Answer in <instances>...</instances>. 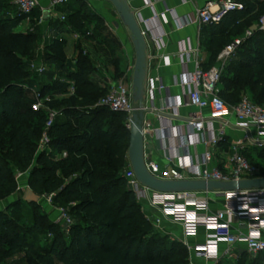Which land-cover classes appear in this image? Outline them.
Returning a JSON list of instances; mask_svg holds the SVG:
<instances>
[{"label":"trees","instance_id":"16d2710c","mask_svg":"<svg viewBox=\"0 0 264 264\" xmlns=\"http://www.w3.org/2000/svg\"><path fill=\"white\" fill-rule=\"evenodd\" d=\"M236 1L244 5L242 10L210 25L212 61L235 38L253 30L223 73L220 93L228 103L230 97L238 102L240 93L247 87L254 89L258 80L264 82V45L258 49L264 39L259 29L264 0ZM13 2L0 0V200L18 192L17 172L28 173L29 188L40 196L54 194L53 203L68 208L74 223L66 234L48 213H41L40 204L17 200L0 211V264L21 253L27 264H188V248L155 229L128 186L124 176L130 144L126 115L97 105L108 86L94 82L96 67L80 50L77 67L69 69L64 37L47 40L43 54L44 62L56 65L49 75L57 71L60 76L52 88L64 95L47 101L46 106L61 115L47 129V109H33L36 73L30 70V63L36 59L39 27L19 29L26 19L18 15ZM79 4L77 10L64 14L66 19L57 18L53 25L86 36L92 31L88 27L92 13L82 11ZM36 11L28 21L32 26ZM103 32L100 29L95 36L108 42ZM116 47H111L112 55ZM112 62L118 78L122 75L120 58L115 56ZM63 79L74 81V93L68 82L60 83ZM49 89L51 86L42 85L40 92L44 95ZM261 98L264 100V85ZM45 132L49 148L40 150ZM23 203L31 208L26 217ZM245 255L241 253L239 264H264L262 257L248 262Z\"/></svg>","mask_w":264,"mask_h":264},{"label":"built area","instance_id":"2783aa9c","mask_svg":"<svg viewBox=\"0 0 264 264\" xmlns=\"http://www.w3.org/2000/svg\"><path fill=\"white\" fill-rule=\"evenodd\" d=\"M192 1L183 0V3L187 4ZM68 2L69 0H49V8L47 9L52 14L55 8ZM127 2L130 5L129 0ZM156 3L157 0H152L149 2V6L156 9ZM14 4L18 15L24 16L27 21L30 20L32 13L42 6L41 0H14ZM243 8L244 5L236 0L209 1L198 9L191 19H184L182 27L190 23L200 25L219 24L230 12L242 10ZM47 9L42 7V13H45ZM134 13L144 37H151V39H147V43L150 41L155 47H160L166 34L153 32L148 20L142 16L141 12L134 11ZM155 16L158 17L159 13L155 12ZM43 18L45 17L42 15ZM60 18L64 20L66 16L63 14ZM259 29L264 32V15L260 19ZM91 33L92 31H87L86 36H90ZM252 33V29L247 30L244 38L237 39L227 45L219 54L217 64L208 69L203 68L200 64V49L198 47L185 45L179 53L182 63H186L190 58H193L196 63L194 72L186 74L182 83L188 87L185 105L197 109L196 112H190L185 116V124L191 134L190 138L182 140L180 146L187 148L188 151L200 143L210 144L212 147L217 148L224 139V128L232 127L244 132L241 139L234 144L232 156L226 161L223 168L212 165L215 159L214 150L205 151L196 160L181 163H177L172 156H167L168 162L176 165L173 169L170 168L169 164L166 166L161 165L145 155L146 167L152 175L164 180L197 179L206 181H241L262 177L263 169L257 163L249 160L245 154V148L247 144L252 147H264V105L257 104L248 97H243L235 105H230L220 93V83L226 66L234 58L238 46ZM76 36L81 37L80 34ZM152 58L153 54L148 45V64ZM30 70L42 75L47 69L44 63L34 60L30 63ZM134 71L135 64L131 65L123 76L110 78L107 93L97 103V105L104 106L111 111L124 113L127 117L129 131H131V122L134 115L140 111H146L145 105L139 107L133 99ZM68 83L70 84L71 93H74V81H68ZM157 89L169 93L167 86L159 84L157 88L152 82L149 92L153 97H155ZM33 93L36 99L33 109L39 111L46 108L48 111L46 122V128L48 129L60 115V112L46 106V102L52 98L45 97L40 91H33ZM183 106L184 104L180 101H167L163 108L159 110V114L161 116L165 115L164 111L169 109L172 110L173 117L181 118L183 116L181 114ZM206 111L209 113L206 114ZM217 123H221L222 127H217ZM150 127L151 124L146 123L144 120L143 132L145 138ZM171 137L172 134L167 130L163 139V147L166 150L171 148L169 144ZM49 141V136L45 132L40 141L39 149L49 148ZM62 155L66 156L67 153L64 152ZM25 174L28 173H16L18 182ZM124 176L129 188L142 207L150 205L158 208L165 216L180 223L186 239L196 237L200 227L206 229L204 243L191 245L188 240L183 242L189 251L188 264H219L224 258H238L242 252L236 248L239 242L246 244V251L252 258L262 257L264 259V188L226 192L157 191L144 186L140 182L129 160L124 170ZM211 193L214 197L210 196ZM44 197L49 205L58 212L55 222L62 226L66 234H69L74 223L69 209L55 205L53 203L54 194L44 195ZM217 198H220L223 204L219 209H213ZM150 220L155 229L159 231L162 223L161 218Z\"/></svg>","mask_w":264,"mask_h":264},{"label":"crops","instance_id":"0c3cea01","mask_svg":"<svg viewBox=\"0 0 264 264\" xmlns=\"http://www.w3.org/2000/svg\"><path fill=\"white\" fill-rule=\"evenodd\" d=\"M43 1L44 0H41V3H43ZM45 1L46 3H49V0ZM150 1L152 0H129L131 8L135 12H141L142 16L148 20V23L153 32L166 34L164 41L160 47H155L153 43H151L150 41L148 42L150 51L153 54V58L149 61L148 64L145 82L146 92L144 105L146 107V111L144 112V120L146 123L151 124V127L148 128V132L145 138V155L149 159L159 162L161 165L166 166L167 164H169L170 168L175 169L176 165L174 163L170 164L168 162L167 156H172L177 163H181L196 160L200 158L201 154L205 151L214 150L215 159L212 162V165L223 168L226 161L234 153V144L241 139L244 134L243 131L236 130L232 127H225L224 139L220 142V145L217 148L212 147L210 144L200 143L196 147H192L188 151L187 148L180 146L182 140L184 138H190L191 134V131L185 124V116H187L190 112H196L197 109L185 105L187 100L188 87L182 83L183 78L186 74L194 72L196 63L193 58H190L186 63H182L181 58L179 57V53L182 49H184L185 45H191L194 48L198 47L200 49L199 61L203 68L208 69L217 64V60L212 61V52L209 48L211 26L190 23L182 27V24L184 19H191L196 11L202 8L207 2H217L218 0H193L191 3L187 4L183 3V0H157L156 9H153L149 6ZM68 6L72 8V11L70 12L77 10L76 4L61 5L59 7ZM59 11H62V9L59 8ZM53 12L51 14L52 18L57 19L58 16L53 15ZM155 12L159 13L158 17L155 16ZM25 23L23 25L27 26L28 22L25 21ZM48 25L49 26H46L44 29V33L47 34V37L49 39L64 37L68 41L67 46L70 48L72 47V49H74L72 45L74 44L76 38L77 40L80 39V37L74 35L80 34L81 38L84 36L82 33L72 31L67 32L68 30L62 31L56 28L53 24ZM105 37L107 38L108 42L103 41V39L99 36H95L93 41L87 40L86 42L89 41L90 44H93V46H90L89 48V56L92 61L95 60V53H99L101 50L106 55V58L103 59L108 65L107 68L109 69V73L106 76H103L99 72V65L94 63L96 70L92 75V78L96 84L106 87L108 86V82L111 76L118 75L117 69L112 62L114 57L117 56L118 58H120L121 71H126L131 65L135 64L136 53L133 42V46L131 45L130 47L129 42H127L126 40L125 42L123 41V44L125 43L124 48L126 50L125 59L124 54L118 51V48L120 47V43L118 42V40L112 36L107 37V35H105ZM114 44L117 45V47L115 55H112L111 47L115 46ZM80 45L85 48L86 43L84 41H80ZM80 45H77V47ZM78 48L77 51H79ZM41 52H44V46L39 48L38 56L40 54H43ZM234 59H237V57H235ZM124 61L127 62L125 68H123ZM54 75L58 76L57 74ZM96 78H99L100 82H97ZM152 82L157 88L159 84L167 86L169 88L170 95L167 91H161L157 89L155 92V97H153L149 92V87L151 86ZM220 88H222V83H220ZM171 100L180 101L184 104V106L181 108V114L183 115L181 118L173 117L171 114L172 110L169 109L164 111L167 115L161 116L159 114V110L163 108L167 101ZM235 104L230 103V105ZM205 113L208 114L209 112L206 111ZM217 127H222V124L217 123ZM167 130L172 134V137L169 140L171 148L168 150L163 147V139ZM251 147L252 146L247 144L245 151L250 149ZM28 189V174H25L19 181L18 192L3 200H0V211L6 210L11 204L23 198V196L26 195ZM210 196L213 197L214 195L211 194ZM23 199L25 202L31 203L26 201L25 198ZM27 203H23L22 205L30 207ZM37 203L41 205L42 210H45L46 213H48L49 215L52 214V216L49 217L55 222L58 216V212L51 205H49V203L46 201V198L44 196H41V199ZM222 204L223 201L220 200V198H217L213 209H219ZM142 208L146 216L150 219L153 220L155 218H161L162 223L161 229L159 231L162 234L168 235L171 239L180 241L182 243L188 240L191 245L205 242L206 229L204 227L199 228L196 237L186 239L180 223H177L170 217L165 216L158 208L152 207L150 205H144V207ZM236 248H238L239 251H242L241 253H243L244 251L247 252L246 244L244 242H239L236 245ZM239 258L240 256L238 258H224L220 261L219 264H227L231 259H233V261H238ZM7 264H27L26 259L24 258V253L14 256L9 260Z\"/></svg>","mask_w":264,"mask_h":264},{"label":"rangeland","instance_id":"374dc122","mask_svg":"<svg viewBox=\"0 0 264 264\" xmlns=\"http://www.w3.org/2000/svg\"><path fill=\"white\" fill-rule=\"evenodd\" d=\"M81 3L82 4V11H88L90 13H92V22L90 24H88V27L89 29L91 28L92 31H94V36H84L80 39L75 40L74 44L72 45L74 47V49H72V47H68L67 46V58H68V64L67 66H69V69H74L77 67V64H76V56H77V53L76 52H79L77 51V45H80V41H84L86 43L85 45V48L83 46L80 45V49L78 48V50L82 51L83 52V55L85 56H89V48L90 46L92 47L93 44H90L89 41L86 42L87 40H94L95 38V35H96V32L100 29H104V32L103 34L104 35H107L108 36H112L114 38H116L118 40V42L120 43V47L118 48V51L121 52L122 54H124V57L126 59V50H125V43L123 44V41L125 42V40L127 42L130 43V47L132 45V39H131V33L129 32L128 28L123 24L116 8L114 7V5L108 1V0H79L78 3H76L74 0L72 1V4H76L77 6H79ZM71 4V5H72ZM42 7H45L46 9L49 8L48 6V3H46V1L44 0L43 3H42V6L39 7L35 13V26H32L33 24L32 23H29L28 21V25L25 26L23 25L25 23L26 20L23 21V23L21 24V26L19 27V29H22V30H27V29H33L36 27V25L39 27V45L37 47V52H36V59L35 61H38V62H42L44 63L47 71L43 74V75H34L35 76V84L34 86L32 87V91H40V88H42V85H48V86H51V89H49L45 94L44 96H48L52 99H59L61 97H63V93H59V92H56L54 88H52L54 86V84L56 82H58V77L60 76H55V75H49V72H52V71H55V64L52 63L51 61H43V54L44 52H41L43 54H40L38 56V51H39V48L43 47L44 44L47 40H49V38L47 37V34L44 33V29L46 26H49L48 24H53V22L56 20V18H52V16L50 18H43L42 19V15L44 17V13H42ZM59 8L62 9V11H59ZM48 10V9H47ZM55 11L53 12V15L55 16H58V18H60V16L62 14H67L69 13L70 11H72V8L71 7H57L54 9ZM97 13V14H96ZM98 15V16H97ZM26 24V23H25ZM96 27V28H95ZM67 32H70L69 30ZM44 33V34H43ZM246 33V31H245ZM245 33L241 36H238L237 38L235 39H240L242 37H244ZM76 36V35H74ZM89 39H88V38ZM119 39H118V38ZM244 41V40H243ZM242 41V43H243ZM127 44V43H126ZM264 45V39L263 41L260 42V44H258V49L262 50V47ZM133 46V45H132ZM132 49V48H130ZM94 51V49H93ZM133 52H134V49H133ZM105 53L102 52V50L99 52V53H95L94 55V58L95 60L93 61V63L99 65V69H100V74H102L103 76H106L108 73H109V69L107 68V63H105V60L103 58H106L105 57ZM127 62L124 61V64H123V68H125ZM124 70L122 71V75H124ZM54 74H57L58 75V72H53ZM110 76V75H109ZM120 76V77H121ZM111 78H116V76H111ZM60 81V80H59ZM96 81L97 82H100L99 78H96ZM65 83V82H68V81H65L64 79L61 80L60 83ZM70 85V84H69ZM264 85V82L262 80H258V83L254 86V89H245L243 90L241 93H240V100L243 98V97H248L249 99H251L253 102L256 101L259 103L260 102H263L264 103V100H262L261 98V89ZM70 87V86H69ZM68 87V88H69ZM61 88V87H60ZM230 102L231 104H235L232 97H230ZM239 100V101H240ZM238 101V102H239ZM237 103V102H236ZM230 104V103H229ZM253 160V163H257L258 166H260L263 171H264V147L260 148V147H251L250 149L246 150L245 151ZM212 194V193H211ZM214 197V196H213ZM23 198H25V196H23ZM31 211V208L30 207H26L24 205V209H23V215L24 217H26L28 215V213H30ZM41 213H45L46 214V211L45 210H42ZM50 216H52V214H50ZM48 236L45 235V239L47 238ZM245 252V251H244ZM243 252V253H244ZM246 261L248 262H252V261H255V260H258V258L254 259L250 256L249 253L246 252ZM227 264H239L237 261H233V259L229 260V262Z\"/></svg>","mask_w":264,"mask_h":264},{"label":"water","instance_id":"95a60500","mask_svg":"<svg viewBox=\"0 0 264 264\" xmlns=\"http://www.w3.org/2000/svg\"><path fill=\"white\" fill-rule=\"evenodd\" d=\"M116 8L123 24L131 33V39L136 53L135 71L133 78V99L139 107H144L145 82L147 76L148 60L147 38L142 34L141 28L136 19L135 13L127 0H108ZM45 18L51 17V12L46 10ZM254 26L253 29H256ZM167 115V114H165ZM144 111L136 113L131 122L130 144L128 151L129 161L140 182L151 189L162 192H181V191H236L243 189L264 188V176L244 179L241 181H206L197 179L185 180H164L152 175L145 164V136L143 132ZM41 196L29 188L25 195L28 202H38Z\"/></svg>","mask_w":264,"mask_h":264}]
</instances>
